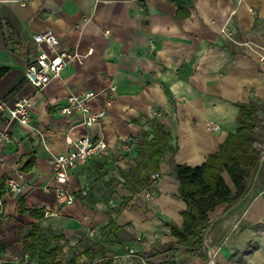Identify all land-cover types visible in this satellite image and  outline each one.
<instances>
[{
	"label": "crops",
	"instance_id": "1",
	"mask_svg": "<svg viewBox=\"0 0 264 264\" xmlns=\"http://www.w3.org/2000/svg\"><path fill=\"white\" fill-rule=\"evenodd\" d=\"M47 30L64 50L94 51L84 65L71 63L39 91L25 71L40 52L32 37ZM262 58L264 0H0V70L7 69L0 102L12 105L24 97L31 103L29 126L9 125L0 111V133L8 129L16 140L0 151V261L40 264L27 249L36 231L48 249L62 247L57 261L65 253L69 263L79 255L77 264H100L103 254L113 264H264ZM110 86L114 93H102ZM89 91L101 93L91 108L107 109L108 116L86 128L79 114L67 116L60 109L71 95ZM250 102L257 104L260 141L254 147L262 149L263 170L249 197L207 233L210 258L190 255L167 225L182 227L187 207L179 181L170 175L169 156L152 174L159 175L153 199L137 196L142 190L133 180L137 191L127 188L126 176L136 178L135 168L148 158L139 149L141 136L158 121L177 148L174 162L199 167L236 133L239 104ZM214 125L220 129L214 131ZM69 132L75 139L103 140L108 154L70 171L63 187L76 202L60 205L51 161L68 152ZM30 156L32 166L26 163ZM221 176L236 193L228 171ZM9 177L23 185L22 197L6 192ZM226 208L211 212V222ZM16 255L28 258L16 263Z\"/></svg>",
	"mask_w": 264,
	"mask_h": 264
},
{
	"label": "trees",
	"instance_id": "2",
	"mask_svg": "<svg viewBox=\"0 0 264 264\" xmlns=\"http://www.w3.org/2000/svg\"><path fill=\"white\" fill-rule=\"evenodd\" d=\"M6 72L7 69L0 70V79ZM239 107L236 133L230 134L220 145L219 151L210 155L199 167L176 164L173 159L177 148L171 143L170 133L165 126L152 120V131L144 132L139 144V149L148 158L135 168L136 178L126 176L127 188L133 192L137 191L130 185V180H133L141 191L145 185L137 177L145 182L149 181L150 176L159 171L162 159L169 156L170 175L179 181V193L187 207L182 212V227L173 223L167 225L170 226L172 235L178 239L179 244L187 248L188 254L198 255L204 259L210 258L206 234L212 227L230 216L237 206L249 197L255 175L261 164L262 153L254 147L260 141L255 133L258 126L257 104L243 103L239 104ZM150 136L153 137L150 138ZM33 160V156H30L26 163H31L32 166ZM224 170L230 174L236 193L230 190L221 176ZM3 194V182H0V199ZM221 205H227L225 213L212 223L209 214ZM1 217L2 215H0V225ZM111 225L113 227L111 229H117L113 222ZM30 236L32 242L27 247L30 256L38 257L40 264H55L62 247L57 245L53 249H48L49 245L43 242L36 231ZM100 256L102 257L100 264H113V261L105 258L103 254ZM78 257L79 255H75L69 264H77Z\"/></svg>",
	"mask_w": 264,
	"mask_h": 264
},
{
	"label": "built area",
	"instance_id": "3",
	"mask_svg": "<svg viewBox=\"0 0 264 264\" xmlns=\"http://www.w3.org/2000/svg\"><path fill=\"white\" fill-rule=\"evenodd\" d=\"M224 33L230 36L231 33L226 29ZM109 34V33H107ZM33 42L40 48V52L35 59H32L26 68L25 77L27 81L39 91L45 90L48 85L61 76L63 71L73 62L80 65L86 63V59L93 54L90 49L86 55L80 54L78 51H68L60 47V40L51 30L37 33L32 37ZM42 45L47 46V50L41 48ZM261 61H264L262 58ZM114 86L108 87L104 92L114 93ZM101 94V93H100ZM100 94L94 91L82 93L81 95H71L65 105L60 109L61 113L72 116L79 114L81 120L80 125L86 128L100 125L108 116L107 109L93 110L90 102L97 98ZM31 103L28 98L17 97L12 105L7 102H0V111H4L7 115L9 125L16 121L22 126H29L31 121ZM214 131H218V126L211 127ZM68 145V152L63 155L54 156L51 164L54 172L55 181L60 185L54 189L57 201L60 205H72L76 202L75 195L69 189L64 188L70 181V171L78 166L86 164L90 159L108 154V146L103 140H98L88 135L79 139H75L71 132L65 136ZM16 140L14 135L7 129L0 133V151L3 146H14ZM159 175H151L149 181L143 182L145 187L140 192L141 197L151 200L154 197L152 187L157 181ZM50 193L51 189H46ZM6 192L16 197H22L24 193L23 185L15 178L9 177L6 181ZM82 195H87V191H83ZM4 214L3 200L0 199V215ZM94 235V233H91ZM28 257L16 255L14 261L16 263L23 262ZM0 264H3L0 261ZM55 264H60L57 261Z\"/></svg>",
	"mask_w": 264,
	"mask_h": 264
},
{
	"label": "water",
	"instance_id": "4",
	"mask_svg": "<svg viewBox=\"0 0 264 264\" xmlns=\"http://www.w3.org/2000/svg\"><path fill=\"white\" fill-rule=\"evenodd\" d=\"M263 157H264V150H263ZM262 170H263V162L260 164V167H259V169H258V171H257V173H256V175H255V178H254V184H253L252 190H253V188L255 187V184L257 183V180H258V178H259V176H260ZM252 190H251V191H252ZM206 238H207V234H206Z\"/></svg>",
	"mask_w": 264,
	"mask_h": 264
},
{
	"label": "rangeland",
	"instance_id": "5",
	"mask_svg": "<svg viewBox=\"0 0 264 264\" xmlns=\"http://www.w3.org/2000/svg\"><path fill=\"white\" fill-rule=\"evenodd\" d=\"M257 145V143H256ZM259 151H262V149H259ZM70 258L67 254L63 253L61 256H60V264H69V259Z\"/></svg>",
	"mask_w": 264,
	"mask_h": 264
}]
</instances>
